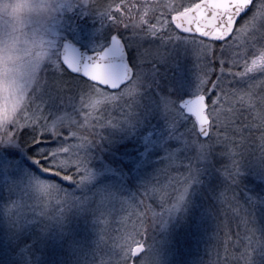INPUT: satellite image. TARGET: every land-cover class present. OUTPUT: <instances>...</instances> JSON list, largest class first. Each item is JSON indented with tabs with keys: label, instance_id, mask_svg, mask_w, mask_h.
<instances>
[{
	"label": "snow or ice",
	"instance_id": "obj_1",
	"mask_svg": "<svg viewBox=\"0 0 264 264\" xmlns=\"http://www.w3.org/2000/svg\"><path fill=\"white\" fill-rule=\"evenodd\" d=\"M65 10L92 29L73 44L65 16L55 20L51 72L19 110L0 111V224L43 238L82 216L92 239L74 245L75 264H166L173 228L189 225L203 243L231 192L243 229L226 234L229 264H264V79L254 75L264 77V0H65ZM129 207L143 211L130 226L121 217L111 245L96 238ZM19 256L36 264L27 246Z\"/></svg>",
	"mask_w": 264,
	"mask_h": 264
},
{
	"label": "clouds",
	"instance_id": "obj_2",
	"mask_svg": "<svg viewBox=\"0 0 264 264\" xmlns=\"http://www.w3.org/2000/svg\"><path fill=\"white\" fill-rule=\"evenodd\" d=\"M63 10V11H62ZM65 0H0V111L19 110L54 59Z\"/></svg>",
	"mask_w": 264,
	"mask_h": 264
},
{
	"label": "rangeland",
	"instance_id": "obj_3",
	"mask_svg": "<svg viewBox=\"0 0 264 264\" xmlns=\"http://www.w3.org/2000/svg\"><path fill=\"white\" fill-rule=\"evenodd\" d=\"M99 1L101 0H96L97 3H100ZM106 2L107 0L101 1V4ZM94 23L92 19L89 21L87 19H82L81 22L75 20L73 23H67V25L64 26V35L70 42L75 44L77 42L75 37L83 35L85 32L92 29ZM50 72L51 68L49 67L48 73H42V75L47 76ZM254 75L257 81L264 79L260 73H255ZM133 184L134 180L130 177L129 187ZM13 199H16V197H13ZM28 203L35 204V201L29 200ZM148 203H152V201L149 200ZM153 207H156V205L154 204ZM45 210L50 215L55 213L58 210L55 206V200H52ZM156 210L159 211L158 207H156ZM135 211H143V209L129 207L126 212L121 213L120 216L109 217L106 222L102 221L97 228V233L99 234L98 239L100 236L103 237L105 235L115 238L124 226L121 217L130 216L127 220V224L130 226L136 220V217L131 215ZM215 224L214 222L208 229L205 238L210 236L211 240L215 239V234H210L215 233ZM178 230L179 232L184 230L189 234V240L187 241L189 246H178L173 243L174 233L176 234ZM36 233H38V229L33 228L31 231H25L23 235L16 238L10 235L9 230L3 224H0V264H19V253L25 246L30 250V257L36 261V264H74L77 260V251L74 245L79 244L87 247L89 244H86V241L84 244L83 240L92 235L85 219L77 215H70L68 217L63 231L53 230L43 238H38L37 235H35ZM201 242L202 241L198 239V234L194 232L189 225L174 227L170 236V243L164 247L163 254L166 259V264H179L178 260L183 257L181 253L186 256L183 264H193L195 260L201 261L202 264H216L214 251L211 249V251L208 252L207 248L201 245ZM178 248H180L182 252L178 250ZM98 250V255L101 250H103V253L106 250L105 245L101 243ZM207 257L210 260L205 263Z\"/></svg>",
	"mask_w": 264,
	"mask_h": 264
},
{
	"label": "trees",
	"instance_id": "obj_4",
	"mask_svg": "<svg viewBox=\"0 0 264 264\" xmlns=\"http://www.w3.org/2000/svg\"><path fill=\"white\" fill-rule=\"evenodd\" d=\"M101 1H104V0H101ZM101 1L99 2L101 3ZM249 15H251V13H249ZM82 19L83 20L87 19L88 21L91 20L90 18H87V17H80L74 12H68L63 19V24L65 26L67 25V23H70V22L73 23V21L75 20H77L78 22H81ZM257 136H259V133H257ZM257 143H259L258 140H257ZM232 195L233 194L231 192H226L225 193V203L219 206L220 208V213H219L220 227L217 228L215 224L214 225L215 233H210V234H215V239L211 240V237L209 236L208 238H204L205 240L203 243L201 242V245L206 247L208 252H210L211 249L214 251L216 264H229V260H230L229 253L236 251L235 249H232L231 242L227 239L226 234L228 237H231L232 240H235V233L238 231H242L243 229V225H240L239 228L237 227V224L239 222V217H235V218L233 217L231 207L229 206L232 200ZM236 195L240 198V202L243 203V193L237 190ZM183 226H186V225H183ZM96 238L98 239V236ZM91 239H92V235L90 237H87V239L83 240L84 244H85V241H86V244H89ZM112 239L113 238L108 235L103 236V241L107 242L110 245L112 243ZM188 240H189V234H187L184 230L181 232H179L178 230L176 234L174 233V238L172 241L174 244L178 246L180 245L189 246L187 243ZM74 243L77 244L76 242ZM100 245L101 243H99L98 247ZM94 247H97V246L94 245ZM226 248L228 250L227 252L225 251ZM178 250L181 251L180 248H178ZM102 251L103 250L100 251L99 255L97 254V259H99L106 250L103 253ZM181 254L183 257L180 260H178L179 264H183L186 258V256L183 253ZM209 260L210 259H208L207 257L205 263H207Z\"/></svg>",
	"mask_w": 264,
	"mask_h": 264
},
{
	"label": "water",
	"instance_id": "obj_5",
	"mask_svg": "<svg viewBox=\"0 0 264 264\" xmlns=\"http://www.w3.org/2000/svg\"><path fill=\"white\" fill-rule=\"evenodd\" d=\"M70 42V41H69ZM72 43V42H71ZM74 44V43H73Z\"/></svg>",
	"mask_w": 264,
	"mask_h": 264
}]
</instances>
